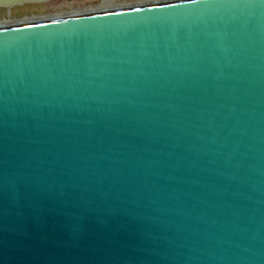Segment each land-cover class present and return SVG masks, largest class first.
Masks as SVG:
<instances>
[{"label": "water", "instance_id": "water-1", "mask_svg": "<svg viewBox=\"0 0 264 264\" xmlns=\"http://www.w3.org/2000/svg\"><path fill=\"white\" fill-rule=\"evenodd\" d=\"M0 264H264V0L0 25Z\"/></svg>", "mask_w": 264, "mask_h": 264}, {"label": "rangeland", "instance_id": "rangeland-1", "mask_svg": "<svg viewBox=\"0 0 264 264\" xmlns=\"http://www.w3.org/2000/svg\"><path fill=\"white\" fill-rule=\"evenodd\" d=\"M105 0H50L45 3L23 4L12 8H0V25L47 17L97 11ZM166 0H112L111 6L126 7ZM128 4V5H127ZM91 9V10H90ZM102 9V8H101ZM103 10V9H102Z\"/></svg>", "mask_w": 264, "mask_h": 264}, {"label": "bare ground", "instance_id": "bare-ground-1", "mask_svg": "<svg viewBox=\"0 0 264 264\" xmlns=\"http://www.w3.org/2000/svg\"><path fill=\"white\" fill-rule=\"evenodd\" d=\"M111 1L112 0H105L104 2H102V4H100V6H98V7H101L102 9H112V8H116V6L115 7H113V6H111ZM162 2V1H161ZM147 3H149V2H147ZM141 4H143V3H141ZM146 4V3H145ZM128 5V4H127ZM133 5V4H132ZM136 5H139V4H136ZM101 8H99V10H102ZM91 10V9H90ZM96 10H98V9H96ZM84 12H86V11H84ZM32 20V19H31ZM7 25V24H6Z\"/></svg>", "mask_w": 264, "mask_h": 264}]
</instances>
